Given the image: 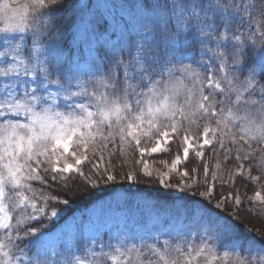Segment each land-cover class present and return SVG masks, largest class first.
Instances as JSON below:
<instances>
[{
	"label": "snow or ice",
	"instance_id": "snow-or-ice-1",
	"mask_svg": "<svg viewBox=\"0 0 264 264\" xmlns=\"http://www.w3.org/2000/svg\"><path fill=\"white\" fill-rule=\"evenodd\" d=\"M0 22V264H264L241 196L264 179V0H0ZM118 177L169 199L53 231Z\"/></svg>",
	"mask_w": 264,
	"mask_h": 264
},
{
	"label": "rangeland",
	"instance_id": "rangeland-1",
	"mask_svg": "<svg viewBox=\"0 0 264 264\" xmlns=\"http://www.w3.org/2000/svg\"><path fill=\"white\" fill-rule=\"evenodd\" d=\"M26 2H28V0H15V3H18V4H24ZM0 23H2V22H0ZM195 131H196V129H193V132H195ZM178 151H180V150L175 145H173L172 152H171L170 155L152 154L150 156H146L145 159L148 160L149 166L151 168L160 169L161 171H166L167 170L166 167H164L160 163V161L161 160H165V161L168 162V164H170L171 163V159H173L175 157V155L177 154ZM208 157H209V152L206 149L205 150V159H208ZM219 158L221 160H223V156L222 155ZM190 160L192 161V163L185 162L184 164L179 166V170L182 171L185 168H188L190 170L191 167H200L201 166V162H199L198 158L194 157V155L192 153H190ZM208 162L211 165L215 164V160H209ZM229 166L230 167H234L235 166L234 162L232 164L226 165V167H229ZM246 167H247V165H246ZM84 170H86V168ZM253 175H260V172L259 171H254ZM171 182L172 183H176L178 181L173 179ZM139 184L143 188L151 189L153 191H156V192H159V193H161L163 195L164 194L166 195L165 190H163L162 188H160L157 185H149V184H146V183H139ZM116 185H119V186L123 187L122 189H133L135 191H137L139 189L138 186H137L138 184L136 185L133 182L120 181L119 177H118V182H117ZM257 191H260L262 196H264V179H262L260 182H249L248 187L241 189V196H242V198L245 199L244 207L246 209H251V213L255 214L256 216H257V213H259L260 214L259 217L264 219V203H261L260 201H258L256 199H252L251 202H249V200H248L249 197H254L255 193ZM179 195H180V193L177 192L176 196L178 197ZM87 196H89L88 193L83 194L82 197L81 196L78 197V198L72 197L73 202L70 205H72L74 203L78 204V203L83 202L85 200V197H87ZM124 197H126V193L124 191H121V192H118V193H114L111 196H108V197H106L103 200L98 199V200H95L94 202H92V201L88 202L87 204H89V206L85 207L83 209H80V207H77L73 211H67V212L65 211L64 214L62 215V217L59 220L55 221V224L52 226V229H53V231H56L58 229L67 230L70 227V224H71V221H70L71 217L74 216L76 218H79L82 213L85 215V218H87L88 215L99 214L101 212L102 207L105 210L107 209V205L109 203H112L114 212L124 213V214H126L128 216L135 215L138 210L134 206H131V205L127 206V205L121 203L120 207L117 208L116 202L117 201H122ZM150 197H152V198H150ZM150 197H145L142 194L141 196H139L137 198V200H139V204H141V205H143L145 202L151 203L153 201H164V200H157V199L153 198V195H151ZM81 198H83V200H80ZM133 204H135V203H133ZM140 211L146 212L147 209L146 208H141ZM246 216L247 215H245V221H246V218H248ZM247 220L248 221H250V220L254 221L253 218H251V219L248 218ZM257 223L260 224L261 222L257 220ZM248 229H249V231H248V237L249 238H251L253 236H256L258 234L257 232L261 231L259 228L252 229L249 226H248ZM194 264H196V262H194ZM199 264H203L202 259L200 260Z\"/></svg>",
	"mask_w": 264,
	"mask_h": 264
},
{
	"label": "trees",
	"instance_id": "trees-1",
	"mask_svg": "<svg viewBox=\"0 0 264 264\" xmlns=\"http://www.w3.org/2000/svg\"><path fill=\"white\" fill-rule=\"evenodd\" d=\"M196 163V162H195ZM230 167V166H229ZM85 171H87V168H86V170ZM78 179V178H77ZM137 185V184H136ZM37 186H39L38 184H37ZM138 186V190L137 191H135V190H133V189H125V190H127L128 191V193L130 194V196H132L133 198L135 197V194L137 193V192H144L146 195H148V196H151V195H153V197L154 198H158V199H169V196H167V195H163V194H161V193H159V192H156V191H153V190H151V189H146V188H143L140 184H138L137 185ZM123 187H121V186H119V185H109L108 187L107 186H105V187H102V188H99V189H97L92 195H89V196H87V197H85V200L83 201V202H81V203H78V204H72V205H70L69 206V208H68V210H66V212L67 211H73L74 209H76L77 207H81V206H84V205H86L88 202H91L92 200H94V199H96L97 197H102V196H106L107 194H110V193H113V192H116V191H118L119 189H122ZM126 188V187H125ZM134 192V193H133ZM73 197H76V195L75 196H73ZM77 198V197H76ZM247 215V214H246ZM248 216V215H247ZM246 216V217H247ZM251 218H253V220H255V221H252V220H250V221H248L247 219L248 218H246V221H245V223L249 226V227H251L252 229H256V228H259L260 230H264V223H262V222H264V219H262L261 217H257L255 214H251V216H250ZM258 221H260L261 223L259 224V223H257V220ZM260 232V231H259ZM259 232H257V233H259Z\"/></svg>",
	"mask_w": 264,
	"mask_h": 264
},
{
	"label": "bare ground",
	"instance_id": "bare-ground-1",
	"mask_svg": "<svg viewBox=\"0 0 264 264\" xmlns=\"http://www.w3.org/2000/svg\"><path fill=\"white\" fill-rule=\"evenodd\" d=\"M83 194H85V192H83V191H80V192H77L75 195H76V197L78 198V197H82L83 196ZM89 195H92L93 194V192H91V193H88ZM80 200H83V198H81ZM249 219H251V217L250 216H247ZM255 221V220H254Z\"/></svg>",
	"mask_w": 264,
	"mask_h": 264
}]
</instances>
